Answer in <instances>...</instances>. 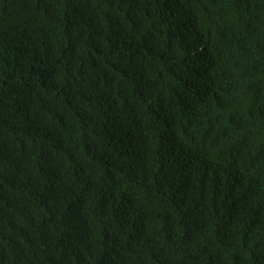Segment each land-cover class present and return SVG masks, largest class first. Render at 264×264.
<instances>
[{"label":"trees","instance_id":"1","mask_svg":"<svg viewBox=\"0 0 264 264\" xmlns=\"http://www.w3.org/2000/svg\"><path fill=\"white\" fill-rule=\"evenodd\" d=\"M0 264H264V0H0Z\"/></svg>","mask_w":264,"mask_h":264}]
</instances>
